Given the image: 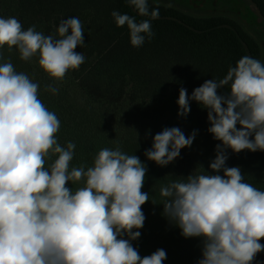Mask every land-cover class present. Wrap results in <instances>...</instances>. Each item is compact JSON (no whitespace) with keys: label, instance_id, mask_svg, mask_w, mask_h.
Segmentation results:
<instances>
[{"label":"clouds","instance_id":"obj_1","mask_svg":"<svg viewBox=\"0 0 264 264\" xmlns=\"http://www.w3.org/2000/svg\"><path fill=\"white\" fill-rule=\"evenodd\" d=\"M127 2L151 19L111 15L117 27L127 25L131 45L140 47L153 37L151 20L159 10L149 11L147 0ZM56 32L46 36L35 25L24 30L17 18L0 17V48L15 46L24 61L38 55L40 68L61 81L85 61L75 51L84 44V29L78 17H69ZM229 84L230 91L220 93ZM39 87L11 62L0 64V264H163L164 249L142 258L131 243L141 235L142 206L150 200L142 191L146 165L114 141L115 148L101 149L93 166L70 169L76 145L58 143L60 120L39 98ZM45 91L56 94L58 88L49 84ZM190 100L207 109L208 132L221 143L211 171L161 186L162 215L184 238H202L198 264H253L264 251V191L244 182L240 167L226 161L228 149L264 151V63L244 56L223 79L204 81L191 97L181 87L178 116L190 113ZM196 134L164 128L144 156L167 166ZM69 181L83 186L73 190Z\"/></svg>","mask_w":264,"mask_h":264},{"label":"trees","instance_id":"obj_2","mask_svg":"<svg viewBox=\"0 0 264 264\" xmlns=\"http://www.w3.org/2000/svg\"><path fill=\"white\" fill-rule=\"evenodd\" d=\"M249 1L264 22V0ZM147 2L149 11L158 8L159 18L151 20L154 35L150 40L145 37L140 47L131 45L127 25L117 27L111 15L118 11L134 16L137 22L151 19L141 17L127 0H0V17L17 18L24 30L35 25L46 36H58L61 20L80 19L84 44L75 51L81 52L85 61L78 69L55 81L38 65V55L30 63L31 78L40 85L39 98L60 120L58 143L66 146L71 141L76 145L70 169L82 164L85 169L93 166L98 152L114 149V141H118L123 152L138 156L147 167L142 191L149 193L150 200L142 206L146 219L139 230L141 235L131 243L142 258L164 249L167 258L163 264H198L202 238H184L181 230L162 215L159 190L192 172L211 171L209 164L221 142L208 132L207 109L195 101H189L191 111L181 121L159 119L157 113L169 99L177 102L181 87L191 97L204 81L223 79L240 58L250 56L261 61V48L232 18L194 16ZM14 53H19L15 46L11 51L7 45L0 48L2 58ZM49 84L58 88L56 94L45 91ZM219 91L229 92L230 84ZM171 127H179L186 136L193 130L197 134L191 147L181 149L174 162L160 167L149 161L144 151L151 148L155 134ZM227 155L228 167H240L244 182L264 191V151L233 153L228 149ZM56 158L47 160L46 166ZM68 186L75 190L83 182L69 181ZM260 243L264 244V239ZM253 264H264V251L257 254Z\"/></svg>","mask_w":264,"mask_h":264},{"label":"rangeland","instance_id":"obj_3","mask_svg":"<svg viewBox=\"0 0 264 264\" xmlns=\"http://www.w3.org/2000/svg\"><path fill=\"white\" fill-rule=\"evenodd\" d=\"M156 4L169 6L184 13L194 16H226L236 20L246 32H248L261 48V63H264V22L259 17L255 7L249 0H150ZM11 62L17 72H23L30 78L33 71L30 61L20 59L19 53H14L6 58L0 56V63ZM31 63V65H30ZM32 80H35L31 78ZM157 113V112H156ZM177 102L169 99L160 109L157 115L159 119L170 118L173 121H181L186 117L178 116Z\"/></svg>","mask_w":264,"mask_h":264}]
</instances>
